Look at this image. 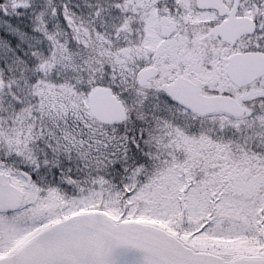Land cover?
I'll use <instances>...</instances> for the list:
<instances>
[{
  "label": "snow or ice",
  "instance_id": "1",
  "mask_svg": "<svg viewBox=\"0 0 264 264\" xmlns=\"http://www.w3.org/2000/svg\"><path fill=\"white\" fill-rule=\"evenodd\" d=\"M0 264H264V0H0Z\"/></svg>",
  "mask_w": 264,
  "mask_h": 264
}]
</instances>
